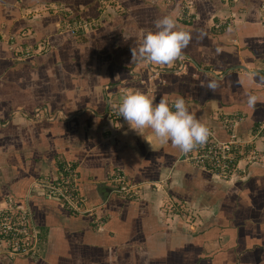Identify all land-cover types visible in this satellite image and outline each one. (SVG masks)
I'll return each instance as SVG.
<instances>
[{"label":"crops","instance_id":"0c3cea01","mask_svg":"<svg viewBox=\"0 0 264 264\" xmlns=\"http://www.w3.org/2000/svg\"><path fill=\"white\" fill-rule=\"evenodd\" d=\"M185 1L192 3L0 0V193H31L42 241L36 258L4 264H264V166L221 180L182 160L151 129L138 134L111 113L125 91L140 89L170 105L183 97L220 136L222 112H243V133L264 119V0H194L191 17L180 19ZM68 12L95 24L61 30ZM164 15L190 32L182 57L171 65L132 61L131 48ZM231 16L216 28L218 17ZM256 144L264 148L261 139ZM58 158L75 163L90 211L69 212L35 189L36 179L56 172ZM114 164L135 181V199L109 187ZM167 200L188 214L172 212Z\"/></svg>","mask_w":264,"mask_h":264},{"label":"built area","instance_id":"2783aa9c","mask_svg":"<svg viewBox=\"0 0 264 264\" xmlns=\"http://www.w3.org/2000/svg\"><path fill=\"white\" fill-rule=\"evenodd\" d=\"M102 2L104 0H101ZM233 2L235 0H224ZM62 10V8H60ZM193 14L192 3L185 1L180 8L178 17L189 18ZM232 17H218L215 26L224 28L232 23ZM260 23L264 27V1L259 6ZM95 24L92 18L76 17L60 20L59 28L71 33L88 30ZM37 45V49L42 48ZM30 54V49L21 51ZM111 113L118 117L115 105ZM244 118L241 111H225L219 115L224 136L217 134L215 128L210 127L211 134L207 142L190 153L180 152V158L202 170H205L221 180L228 181L234 177H243L253 165L264 166V148H260L256 141L264 142V119L258 121L247 133L239 130ZM60 172L39 177L34 181L36 190H40L46 197L60 201L73 212H87L86 200L77 185V172L69 162H66ZM110 181L117 193L134 198L138 193L135 183L127 180L120 168L112 172ZM26 195L16 198L13 195L0 197V256L12 259L17 256L37 257L42 250V241L32 222V210Z\"/></svg>","mask_w":264,"mask_h":264},{"label":"clouds","instance_id":"9594fccd","mask_svg":"<svg viewBox=\"0 0 264 264\" xmlns=\"http://www.w3.org/2000/svg\"><path fill=\"white\" fill-rule=\"evenodd\" d=\"M153 28L144 33L138 47L131 48V60L173 64L182 57L183 49L190 42V32L170 15L156 19ZM208 87L215 90L213 84ZM257 102L255 95H248L249 106L255 107ZM115 108L132 130L139 134L141 130L151 129L161 144L171 142L184 154L204 145L211 134L208 125L190 111L183 97L175 98L170 105L166 97L157 102L154 94L131 89L123 93Z\"/></svg>","mask_w":264,"mask_h":264},{"label":"trees","instance_id":"16d2710c","mask_svg":"<svg viewBox=\"0 0 264 264\" xmlns=\"http://www.w3.org/2000/svg\"><path fill=\"white\" fill-rule=\"evenodd\" d=\"M189 1H191L193 4H195V1L194 0H189ZM224 1V0H223ZM234 2H236V1H233L232 2V4H234ZM179 6V5H178ZM76 17H81V15L80 14H71L70 12H68L67 14H62V16H61V19H64V18H69V19H73V18H76ZM83 18V17H82ZM90 17H87V18H85V19H89ZM230 25V24H229ZM85 31H87V30H85ZM66 32H69V31H66ZM71 33V32H70ZM35 113V112H34ZM240 126V125H239ZM254 126V125H253ZM66 162H69L73 167H75V163H73V161H71L70 159H66V158H58V159H56V164H55V166H56V172H60L59 170H61V168H62V166L66 163ZM76 168V167H75ZM116 168H120L121 169V171L125 174V176H126V178H127V180L129 181V182H131V183H135V181H133L130 177H129V175H128V173H126L125 171H124V169L122 168V166H120L119 164H114L113 166H112V168H111V170H114V169H116ZM76 172L77 173H79V171H78V169L76 170ZM209 173V172H208ZM78 179H80V177H79V174H78ZM77 179V185H79V180ZM108 185H109V187L113 190V183L111 182V181H109V183H108ZM79 189V188H78ZM80 191V190H79ZM114 191V190H113ZM116 192V191H115ZM80 193L82 194V191H80ZM117 193V192H116ZM119 194V193H118ZM4 195H13L14 197H16V198H20L21 196L20 195H18V194H16V193H14L13 191H10V190H5V191H3V193H0V197L1 196H4ZM119 195H121V194H119ZM84 196V195H83ZM122 196V195H121ZM44 197L46 198V196L44 195ZM122 197H124L125 199H127V200H129V201H131V200H133V199H135V198H131V197H125V196H122ZM64 206V205H63ZM69 212H72L73 213V211H71L70 209H68L66 206H64ZM32 209V208H31ZM32 213H33V209H32ZM74 213H76V212H74ZM100 220H101V223L100 224H102L103 223V221H102V218H100ZM99 226V225H98ZM20 257H25V258H29L28 256H17L16 258H20ZM30 258H36V257H30ZM9 258H7V257H3V256H0V264H4L3 262H4V260H8ZM9 260H11V259H9Z\"/></svg>","mask_w":264,"mask_h":264},{"label":"rangeland","instance_id":"374dc122","mask_svg":"<svg viewBox=\"0 0 264 264\" xmlns=\"http://www.w3.org/2000/svg\"><path fill=\"white\" fill-rule=\"evenodd\" d=\"M232 2H229V4H231ZM94 26V25H93ZM166 202L163 203V205L165 206ZM167 203H168V209H170L172 212H180V213H185V214H188L189 210L187 209L188 207L186 205L182 206L181 203H177V202H172V201H168L167 200ZM193 216V214H192ZM183 217V216H182Z\"/></svg>","mask_w":264,"mask_h":264},{"label":"water","instance_id":"95a60500","mask_svg":"<svg viewBox=\"0 0 264 264\" xmlns=\"http://www.w3.org/2000/svg\"><path fill=\"white\" fill-rule=\"evenodd\" d=\"M60 113H63V112H60ZM63 115H64V114H63ZM64 116L70 117V116H72V115H71V114H70V115H66V114H65Z\"/></svg>","mask_w":264,"mask_h":264}]
</instances>
